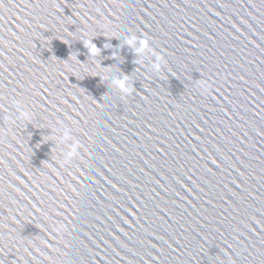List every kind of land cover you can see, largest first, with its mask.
<instances>
[{"label": "water", "instance_id": "obj_1", "mask_svg": "<svg viewBox=\"0 0 264 264\" xmlns=\"http://www.w3.org/2000/svg\"><path fill=\"white\" fill-rule=\"evenodd\" d=\"M0 264H264V0H0Z\"/></svg>", "mask_w": 264, "mask_h": 264}, {"label": "clouds", "instance_id": "obj_2", "mask_svg": "<svg viewBox=\"0 0 264 264\" xmlns=\"http://www.w3.org/2000/svg\"><path fill=\"white\" fill-rule=\"evenodd\" d=\"M135 40V38H133V40L129 41V43H133ZM148 47L147 41H140V48L138 49V51H143L145 48ZM159 57H157V62H154V67H156L157 70H159ZM118 86H120L122 89H127V84H126V80H120L116 82ZM17 111H18V116L17 118H28V113L27 111H25L22 107H20L19 105H17ZM68 138L67 136V132H65L64 134V139L66 140ZM68 151L65 153L66 158H68L69 160L77 153L78 151V145L76 143H72L69 144L67 146Z\"/></svg>", "mask_w": 264, "mask_h": 264}]
</instances>
